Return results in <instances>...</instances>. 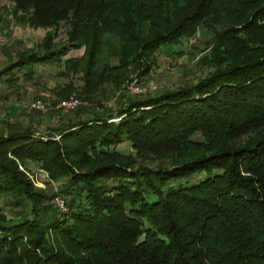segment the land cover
Returning <instances> with one entry per match:
<instances>
[{
    "label": "trees",
    "instance_id": "trees-1",
    "mask_svg": "<svg viewBox=\"0 0 264 264\" xmlns=\"http://www.w3.org/2000/svg\"><path fill=\"white\" fill-rule=\"evenodd\" d=\"M7 1L46 33L0 82L63 60L58 74L82 83L53 92L86 105L46 133L0 122V196L20 207L0 213V264H264V0ZM199 29L196 82L105 104ZM31 166L63 180L68 212Z\"/></svg>",
    "mask_w": 264,
    "mask_h": 264
},
{
    "label": "rangeland",
    "instance_id": "rangeland-1",
    "mask_svg": "<svg viewBox=\"0 0 264 264\" xmlns=\"http://www.w3.org/2000/svg\"><path fill=\"white\" fill-rule=\"evenodd\" d=\"M11 8L7 0H0V31L7 39V42L0 47V69L5 67L9 61L16 59L18 53L22 51H41L40 45L46 33L43 28H32L27 24L18 23L14 16L8 12ZM209 38L210 36L203 29H199L193 37L184 38L179 44L162 47L155 54L153 69L147 75H139L137 70L130 72L122 89L115 95L111 93L105 104L113 107L121 93L125 95L155 94L183 83L196 82L201 72L197 60L204 51ZM65 39V27L61 26L54 42L56 45H61ZM83 52L84 47L71 50L65 57H78ZM62 70L63 60H54L33 64L15 71L13 75L15 78L11 81L4 80L5 76L0 82V122L9 119L24 126L31 125L46 133L48 129L57 127L62 121H66L75 109L72 111L55 109L54 106L62 99L56 96L53 88L57 89L69 81H72L75 86L81 85L82 82L80 80L81 73L59 75L58 73ZM27 71H32L31 76L25 74ZM131 80H135L136 85L143 91L131 94L128 90ZM69 97L75 96L72 94ZM34 100H42L46 104V109H29V104ZM80 101L81 105H86L82 100ZM30 169L27 175L36 188L49 193H58L50 200L51 203H54L56 196L67 201L66 195L59 193V185L63 180L52 181L47 172L37 166H31ZM11 202V196H0V213L9 216L20 209ZM68 211L67 207L66 212Z\"/></svg>",
    "mask_w": 264,
    "mask_h": 264
},
{
    "label": "built area",
    "instance_id": "built-area-1",
    "mask_svg": "<svg viewBox=\"0 0 264 264\" xmlns=\"http://www.w3.org/2000/svg\"><path fill=\"white\" fill-rule=\"evenodd\" d=\"M6 42V37L5 35L0 31V47ZM128 90L131 94L134 93H140L142 92V88L138 87L136 85L135 80H131V82L128 85ZM81 101L77 97H69L66 99L60 100L55 106V109L62 110V111H72L76 109L79 105H81ZM46 104L42 100H34L32 101L28 108L29 109H39V110H45L46 109ZM54 203L57 205L59 210L61 211H67V205L66 202L63 198H60L59 196H56L54 199Z\"/></svg>",
    "mask_w": 264,
    "mask_h": 264
}]
</instances>
